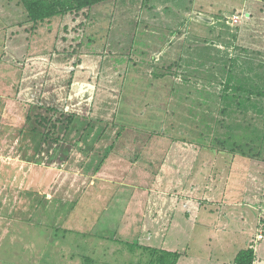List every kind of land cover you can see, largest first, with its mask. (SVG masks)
Returning a JSON list of instances; mask_svg holds the SVG:
<instances>
[{"label":"rangeland","instance_id":"374dc122","mask_svg":"<svg viewBox=\"0 0 264 264\" xmlns=\"http://www.w3.org/2000/svg\"><path fill=\"white\" fill-rule=\"evenodd\" d=\"M197 5L200 6L199 9L195 8ZM177 7L178 11L183 9L189 17L198 18L201 13L200 18L211 24L215 22L208 26L210 31L207 37L198 42L212 43L213 47V50H208V54L201 52L199 65L192 62L183 65L180 54L175 52L176 46L180 48V44L174 43L175 47L170 49L173 57L176 56V64L171 66V71L176 73L175 81L176 75H181L185 80L183 84L181 76H178L179 86L182 85L179 90L173 88L172 82L157 81L148 84L137 79L142 73L150 75L151 54L132 52L134 34L138 29H163L165 38L171 36V31L178 32V28L182 27V18L174 11ZM245 10L250 12L248 17L243 13ZM240 12L243 13L244 21L232 25L229 17ZM16 34L24 37V45L28 49L25 54L28 58L26 64L33 68L32 79H40L41 92H37L36 84L34 89L26 84L20 90L22 95H19L25 102L24 113L32 108L31 103L37 105V108L30 111L34 112L32 115L37 113L34 117L53 115L52 118L56 119L65 114L81 115L87 111L93 116L100 112L104 119H113L111 123H114L115 129L116 126L120 130L124 127L136 129L133 118L139 109L141 112L137 114L136 121L141 124L138 126L139 130L143 131V136H139L140 140L144 141L148 137L147 133L161 138L168 131L171 136L176 134L177 139H183L182 142L197 145L196 148L200 147V151L204 150L201 145H213L215 149L208 148L202 154L216 157V171L222 177H227L230 172H225L227 162L223 161L222 156L227 158V151L231 147L240 148L238 144L246 143V138L237 136V133L246 131L243 128L247 125H264V110L260 111L264 108V96L234 89L226 90L228 98L223 96L226 93L223 90L226 82L242 85L256 92L264 91V0H165L163 3L158 0H103L90 13L84 10L79 14L56 16L36 26L28 21L26 9L19 0H0V60L9 64L12 61L3 59L2 54L9 41L19 37L14 36ZM87 37L94 41L88 44ZM189 42L190 39L184 46L186 50ZM141 43L145 44L144 41ZM195 49L200 50L198 44L195 45L194 52ZM119 53L125 57V62L119 64L118 71H114L112 68L115 60L109 55L120 57ZM141 61L142 67L135 65ZM33 65L38 67L35 66V69ZM113 71L119 72L120 76L112 73ZM112 74L123 81H115ZM131 75L136 79L130 80ZM12 77L0 76V95L11 89L10 83L17 81V78ZM152 85H156L160 92H153L154 96L148 97L151 92L145 86ZM144 90L148 91L145 93ZM165 90H171L172 93L167 99L164 98ZM9 92L13 94V90ZM4 98H0V130L5 132V136L0 138V161L7 166L8 176L0 179V205L3 208L7 206L8 210L6 212L0 208V264H148L152 257L144 248L147 243L143 239V227L137 225L142 223L137 217H143V204L134 205V201L129 203L131 196L128 191L130 188L126 187L127 179L120 178L119 182L126 185L123 183L116 188L117 195L106 202L108 196L100 194L105 186H94L87 177L90 164H87L86 157H82L86 154L79 153L82 151L79 146L72 143L69 153L72 161L68 160L64 164L62 162L65 159L58 157L41 165L24 160L20 155L30 157L34 153L30 138L26 137L20 147L15 138L12 144L7 145L5 142L9 137L7 133L18 134L11 129L13 126H22L24 115L19 114L15 97ZM241 102L248 106L244 107ZM49 107L53 110H47ZM116 109L118 114L112 116L111 113ZM144 121L146 124H143ZM32 123L34 120H25L24 128L28 129ZM111 123H108V130L114 127ZM1 126L11 129H1ZM139 139L135 141L136 145L144 143ZM256 143L260 144L259 141ZM251 145L256 146L253 142ZM48 150H51L48 156H54L61 148L56 150L55 147H47L43 151L45 155ZM84 151L87 152V148ZM259 160L248 159L243 166L235 168L233 183L237 185L239 174H245L247 169L250 188L253 184H257L258 188L251 189L246 199L252 204L254 201L250 198L256 199L258 192L260 201L254 202L258 206L252 209L255 213L252 220L258 222V227L264 231V160ZM135 163L131 162L128 166L132 167ZM153 167L155 168V163ZM33 168L43 183L39 210L34 214L29 211L33 208V203L28 201V195H24V203L19 195V186L27 188L35 180ZM146 169H152V166ZM146 169L144 173L148 177ZM260 186H263L261 190ZM44 195L51 201L48 209L42 207L45 204ZM55 206L58 208L53 219L48 211ZM17 207L22 212L14 210ZM45 222L57 225L45 226ZM128 224H131L130 227H125ZM126 242H138L142 246L131 250ZM149 244L157 247V243ZM215 246L218 244L213 243V247ZM189 247L188 253H210L205 250L206 245L200 243L192 242ZM262 253L261 250L260 254ZM83 254L89 258L84 259Z\"/></svg>","mask_w":264,"mask_h":264},{"label":"crops","instance_id":"0c3cea01","mask_svg":"<svg viewBox=\"0 0 264 264\" xmlns=\"http://www.w3.org/2000/svg\"><path fill=\"white\" fill-rule=\"evenodd\" d=\"M164 1L165 0H158L160 3ZM192 1L193 0H191V2ZM199 7L200 6L197 5L195 8L199 9ZM174 11L182 18V20H180V25L182 24V27L178 28V32H175L176 30L171 31V36L165 38V30L163 29L158 31V29L155 30L154 28L153 30L151 28L148 30L142 28L138 29V32L134 34V48L132 52H144L145 55L151 54L150 58L152 63L150 66H152V70L150 75L142 73L137 77V79L144 80L148 84L164 81L165 83L172 82L173 88L175 87L174 84H176V86L180 85L178 76L181 75H176V81L175 75L157 76L158 73L168 71L169 66L176 64V56L173 57V53L170 52V49L175 47L173 46L174 43L180 44V48L176 46L177 50H175V52L180 54L184 66H186L188 62L199 65L201 52L208 54V50L211 51L210 47L212 43L199 44L198 42L207 37L210 31L208 26H212L215 22L211 24L210 21L200 18L199 14L201 13L198 14L197 18L196 16L189 17L185 15L183 9L178 11V7ZM161 12H163V10H161ZM243 13L246 17L250 15V12L246 10ZM164 15H162V17ZM196 26L198 28H196ZM187 32H190L188 34L189 36L187 35L185 37ZM199 34L201 35L199 36ZM14 36H19V34ZM152 37H156L157 39H151ZM163 38H165V40H163ZM188 39H190V42L186 50L184 46ZM143 41L145 43L144 45L141 43ZM161 41L164 45L160 43ZM196 44L199 45L200 50L196 51L195 49L194 52ZM148 47L151 48L148 49ZM4 48L6 51L2 54V58H8L12 63L9 64L7 61L0 60V76L11 75L13 76L12 78H17V81L10 83L11 89L9 88V91L13 90V94L7 91L3 92L0 96L2 98H9V96L15 97V105L17 106L19 114L21 116L24 115V122L25 120H34V123L30 124L28 129L24 128V122L21 127L19 126L16 128L13 126L11 129L8 126H1V129L8 128L18 133L15 135L6 134L9 135V137H7L8 139H5L7 145L8 143L12 144L14 138L17 140V143H19L17 144L19 147L23 141L25 142L26 137L31 139V147L34 153L33 156L30 157L26 154L20 155L24 160L33 162L35 165H41L54 161L53 157H58V159H65L62 162L63 164L64 162L67 163L68 160L72 161V157H69V153L73 143L74 146H79L82 150L80 152L78 151L80 154L81 152L86 154L84 156L82 155V157L83 159L86 157L87 164H90L88 167L89 176L87 177L90 179L91 184L94 186L97 184L105 186L104 189L100 190V194L104 197L108 196L106 202L117 195L118 190H116V188L118 189V187L124 183L119 182L120 178L125 177V179H127V185L124 184L126 187L130 188L128 190L129 196H131L129 203L134 201V205H137V203L139 206L141 203L143 204L141 210L143 217H137L142 223H138L137 225L143 227V239L147 243L146 246L153 247L149 242L157 243V248L180 252L181 257L177 264H236L235 258L238 252L249 246H253L256 252V259L253 264H264V238L256 240L257 234L259 232H263L264 234V231L261 230L262 228L258 227V222L252 220L255 215L252 209L258 206L254 204V202L260 201L258 199V192L255 196L256 199L250 198L251 201H254L252 204H249V202H247L248 199H246V195L250 193V190L257 189L258 186L257 184H253L252 188H250L251 185L248 182L247 169L245 170V174H239V183L237 185L233 183V170L238 168L239 165L243 166L249 158L234 156L232 154H228L227 158L222 156L223 161L227 162L224 166L225 172H230L227 177L218 176L216 171V167L218 166L215 162L216 157L202 154V151L208 149V147H201V149L204 150L200 151V147L196 148L197 145L193 146L188 142H182L183 139H177L176 134L172 135L175 138L172 137L168 131H165L164 136L161 138H155L156 136L151 133H145L148 137L144 138V141L140 140L139 136H143L141 133L143 131L139 130L140 127L138 126H141V124L136 121L137 114L141 112L139 109H137L133 118L137 126L136 129L124 127L120 130L121 128L119 129L118 126H116L115 129L114 123H111L113 119L111 121H108L107 118L104 119L103 113L101 114L100 112L90 116L87 111H85L82 112L81 115L75 113L76 117L72 124L62 134L64 136L63 140L59 142H53L51 140L45 141L40 137L39 132H34L38 130L37 117H34L37 113L32 115L34 112L31 113L30 111L31 109L34 110L37 105L31 103L30 106L32 108L29 109V112L27 111L24 113L23 103L25 102H23L19 96L22 95L20 90L26 84L33 86V89L36 84L37 92H41L39 87L40 79H32V77H34L31 75L33 68L31 69L30 64H26L28 58L25 54H27L28 49H26L27 47L24 45V37L19 36L14 38V41H9L8 47L6 46ZM182 52L185 53V55ZM194 54H197V56H194ZM111 56H113L115 60L112 69L118 71L119 64L125 62V57L121 55L120 57H118V55ZM110 59L111 57L109 60ZM141 64H143L142 61L141 63H135L136 66H141ZM35 66L34 68L36 69ZM144 70H146V68H144ZM171 70H173V68H171ZM114 71L112 73L120 76L119 72L117 73ZM132 73L133 72H131V74ZM28 75L31 77H28ZM119 76L112 74L115 81L119 80V82H122L123 80H121ZM129 79L133 80L136 78L134 75H131ZM180 81L183 83L182 76ZM147 87L151 92L148 94V97H153V92H160V90L156 89V85L145 86V88ZM146 91L148 90H144L145 93ZM170 91L165 90V99L172 94ZM98 95L97 97H99ZM17 96L19 98H17ZM22 98H24V96H22ZM85 103H87L86 99ZM86 106H88V104H86ZM117 112L116 109L115 112L111 113L112 116L118 114ZM0 116L2 117L1 114ZM106 122L113 124L114 127L108 130L109 124ZM143 124H146V122L144 121ZM167 129L169 130L170 127L168 126ZM169 132H171V130ZM0 133V138L5 136L3 130H0ZM19 136L20 138L18 139ZM138 139L144 143L136 145L135 141ZM19 147L18 149H20ZM47 147H55L56 150L60 147L61 150L55 151L56 153L54 156H48L51 150L46 151L47 155L43 152ZM85 148H87V152L84 151ZM21 162L22 161H20V163ZM131 162L136 163L133 164L132 167L128 166L131 165ZM154 163L155 168L153 167ZM151 166L152 169H146L147 167L151 168ZM6 167L7 166H4L2 161H0V179L8 176ZM138 169L139 174H137ZM144 169L149 172L148 177L145 175ZM34 175L35 180H32V185L27 186V188L23 185L19 186L20 188L18 187L20 189L19 195L23 198V203L24 197L27 195L29 198L28 201L33 203V208L29 210L33 214L39 210L38 203L41 202V186L43 185L39 177H37L38 174L35 173ZM123 187L125 186L123 185ZM262 187L263 186H260V190ZM44 199L45 204L42 205V207L48 209V206L51 207V201L47 196ZM4 207L5 208L0 205V208L5 209L7 212V206ZM56 208L58 207L55 206L53 210L48 211L53 219ZM14 210L22 212L21 208L18 209V207ZM250 212L252 215H250ZM43 225L52 227L54 224L52 225L51 223L45 222ZM130 225L131 224H128L125 227H130ZM192 242L206 245L205 250L210 253L207 251V253H188L190 248L189 245ZM213 243L218 244V246L213 247ZM261 250L263 252L262 254H260Z\"/></svg>","mask_w":264,"mask_h":264},{"label":"trees","instance_id":"16d2710c","mask_svg":"<svg viewBox=\"0 0 264 264\" xmlns=\"http://www.w3.org/2000/svg\"><path fill=\"white\" fill-rule=\"evenodd\" d=\"M19 1L20 3H22V5L26 9L28 21H30L31 23H33L34 26H36L37 24L48 21L49 19L56 17V16H62L66 14H79L83 12L84 10L90 13V10L95 5H97L103 0H19ZM87 40H88V44L94 41L92 38H88V37H87ZM212 49L213 47L211 46L210 50ZM214 49L216 48L214 47ZM111 55L113 54H110L109 56ZM202 57H205V56H202ZM205 59L207 58L205 57ZM214 59L216 61V58ZM202 60L204 59L202 58ZM203 63H205V61ZM171 66H169L168 71L158 73L157 76L162 77V76H165L166 74L175 75L176 73L171 71V68L173 67ZM184 81L185 80H183V84H184ZM174 86L177 90L181 88L180 86H176V84H174ZM230 89L242 90L246 92V94L252 93V94L264 96L263 90L256 92L254 90L247 89L242 85L237 86L230 82L225 83L223 90L226 93L225 94L223 93V96L228 98L227 91ZM248 97H251V96H248ZM241 104L244 107L248 106V104H245L243 102H241ZM47 110L51 111L53 110V108L49 107L47 108ZM263 110L264 108H261L260 111L262 112ZM52 117L53 115H45V116L41 115L40 117H38L36 119L38 122V128H37L38 130L34 132H37V133L39 132L40 137H42V139H44L45 141L51 140L53 142L55 141L59 142L63 140L64 136L62 134L72 124L74 118L76 117V114L75 113L65 114L64 117H59L56 119H53ZM262 119L264 121V117H262ZM251 125H247L243 128V130H246V131L240 134L237 133V136L240 135L241 138L243 139L246 138V141H245L246 143L238 144V146L240 145V148H234L235 146L231 147L232 149L228 150L227 153L232 154L234 156L235 155L242 156V157H246V158L253 159V160L260 159L261 161H263L264 160V157H263V154H264V125L263 127H260L258 125L253 127V125L252 126ZM249 141L255 143L256 146L251 145V142ZM256 141H259L260 144H257ZM201 146L208 147L210 149L212 148L215 149L214 147H212L213 145L209 146L207 144V145H201ZM126 243H127L126 245L131 247L130 248L131 250H133L136 247L142 246L138 242H126ZM147 247L145 246L144 248H146L150 252V255L152 257V259L149 261L148 264H177L181 257V253L177 251H169V250H164L162 248H157V247H149V246ZM83 257L84 259L89 258L86 255H84ZM255 259H256L255 249L253 246H249L248 248L242 249L238 252L235 258V262L236 264H253Z\"/></svg>","mask_w":264,"mask_h":264},{"label":"built area","instance_id":"2783aa9c","mask_svg":"<svg viewBox=\"0 0 264 264\" xmlns=\"http://www.w3.org/2000/svg\"><path fill=\"white\" fill-rule=\"evenodd\" d=\"M242 18H243V13H241V12L235 13L229 17L232 24H238L239 22L242 21ZM263 237H264L263 232H259L256 236V239L261 240V239H263Z\"/></svg>","mask_w":264,"mask_h":264}]
</instances>
